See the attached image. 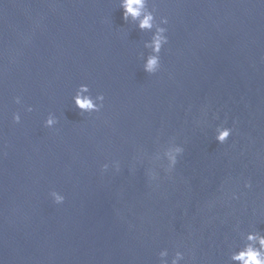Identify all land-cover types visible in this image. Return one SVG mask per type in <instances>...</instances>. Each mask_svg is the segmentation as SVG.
<instances>
[{
  "label": "water",
  "instance_id": "water-1",
  "mask_svg": "<svg viewBox=\"0 0 264 264\" xmlns=\"http://www.w3.org/2000/svg\"><path fill=\"white\" fill-rule=\"evenodd\" d=\"M119 4L0 0V264H236L264 232V0H148L154 74L155 28ZM82 83L99 112L74 106Z\"/></svg>",
  "mask_w": 264,
  "mask_h": 264
},
{
  "label": "clouds",
  "instance_id": "clouds-1",
  "mask_svg": "<svg viewBox=\"0 0 264 264\" xmlns=\"http://www.w3.org/2000/svg\"><path fill=\"white\" fill-rule=\"evenodd\" d=\"M148 0H120L119 7L123 10V20L127 22L129 18L138 21V28L141 30H152V37L145 43L146 48H150L151 51L147 55L144 63L143 70L148 74H154L159 71L161 67L160 52L162 47L167 44L168 36L167 28V17H160L157 22L155 13L153 10L147 7ZM73 103L76 108L80 110V113H92L99 112L104 104L103 93H97L93 96L90 92L87 84H80L73 96ZM16 103H21V98L17 96L15 98ZM27 111H32V106L27 107ZM21 119L20 114L14 113L13 120L19 122ZM58 123V118L49 113L44 121V125L48 128H52ZM232 128L227 126H218L215 132V139L223 144L231 135ZM184 148L177 144L170 148L167 153L168 164L165 168L166 171H171L177 164L178 157L183 153ZM109 164L105 163L102 165L103 169H108ZM119 170V165L116 166ZM150 176L155 179L157 174L154 171L150 172ZM250 184H246V187H250ZM53 201L56 204H60L64 201L65 197L62 193L53 190L50 193ZM244 243L237 250L231 252L230 260L236 262V264H264V232L260 231H249L244 235ZM184 253L182 251H176L172 256L170 262L165 259L168 257V250L162 249L159 252L160 264H180L184 260Z\"/></svg>",
  "mask_w": 264,
  "mask_h": 264
}]
</instances>
